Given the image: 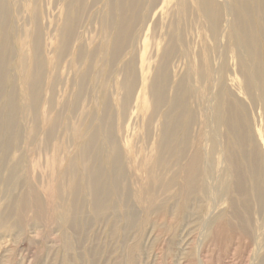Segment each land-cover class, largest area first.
I'll return each mask as SVG.
<instances>
[{
	"label": "bare ground",
	"instance_id": "obj_1",
	"mask_svg": "<svg viewBox=\"0 0 264 264\" xmlns=\"http://www.w3.org/2000/svg\"><path fill=\"white\" fill-rule=\"evenodd\" d=\"M105 1L111 7L102 31L106 42L108 28H112L113 10L112 0ZM187 1L200 14V46L193 48L186 37V0H173L181 11L178 18L167 14L171 0H146L139 18L143 23L153 21L161 34V43L157 46V53H160L157 74L146 101L143 94L139 96V99L142 96L141 106L149 113L147 124L152 129L144 130L143 134L151 146L145 148L152 157L147 176L142 180L125 179L119 164L127 158V148L124 150L117 145L110 127V110H103L98 129L77 146L67 167L69 171L73 167L74 171L80 170L84 187L68 173L56 177L51 185L57 200L55 212L59 215V224L71 230L77 229L79 217H83L84 201L88 203V213L93 221L107 217L109 222V218L118 212L123 223V250L127 253L124 261L127 264H147L150 258L161 257L171 264H193L196 258L197 264H213L211 259L214 258L215 264L219 261L218 250L234 248L240 239L245 241L240 264H264V153L244 119L248 106L240 96L246 97L252 109L258 105L264 113V0ZM7 4L0 2V14L5 13ZM31 20L36 39L45 15L31 12ZM130 27L122 19L114 30V36L107 44L110 61L124 49L127 40L130 41L126 35ZM59 40L62 52L71 50L74 31L68 29ZM29 50L38 54L39 45L33 43ZM175 59L180 64L177 68L184 72L183 77L173 82L172 73L167 69L174 68L172 62ZM230 61L236 65L232 66ZM38 62V58L32 61L33 65ZM236 73L243 77L241 89L234 80ZM36 79L31 72L26 104L32 112H35V104L31 88ZM119 86L118 101L124 123L135 87L134 83H125L123 78ZM47 99L49 108L53 100L51 93ZM74 107V111L79 109L78 100ZM179 108L183 110L175 116ZM16 109L12 94L5 95L4 111L8 123ZM32 128L28 142L33 137ZM96 137L103 141V165L89 163V148ZM45 145L46 138H43L40 146L44 149ZM43 149L35 152L39 170L45 162ZM5 154L1 151L0 159ZM19 170L22 168L16 160L8 169L13 176ZM17 188L18 185L10 193L5 192L10 201H14ZM29 193L35 203H40L31 186ZM130 203L138 206L141 213L130 208ZM18 208L15 206L19 211L15 215L21 217L26 206L21 202ZM15 209L0 212V229L13 218ZM171 215L173 224L165 239L161 234ZM117 218H112L111 233ZM138 221L151 226L148 239L154 247L163 245L162 248H155L149 254L146 247L148 234L144 232L133 244L130 242L134 237L129 239V231ZM160 221L163 229L162 226L155 227ZM16 227L17 222H14L7 229ZM249 256L252 257L250 260Z\"/></svg>",
	"mask_w": 264,
	"mask_h": 264
},
{
	"label": "rangeland",
	"instance_id": "obj_2",
	"mask_svg": "<svg viewBox=\"0 0 264 264\" xmlns=\"http://www.w3.org/2000/svg\"><path fill=\"white\" fill-rule=\"evenodd\" d=\"M4 1L8 4L5 13L0 14V152L5 151L6 154L0 159V212H9L15 206L18 208L21 202L25 204L26 212L20 217V214L15 215L19 208L15 209L13 218L8 220L5 228L0 229V264H127L124 261L127 253L123 250L120 214L117 212L109 218V222L107 217L93 221L88 213V203L84 201L82 206L85 212L83 217H79L77 229H67L58 222L59 215L55 212L57 200L51 185L56 177L68 173L75 182H80V187H84L80 170L74 171L73 167L69 171L67 167L77 146L86 142L88 136L98 129L100 117L106 109L110 110V127L114 131L117 145L124 150L127 148V158L119 164L125 179L142 180L147 176L152 157L145 148L151 146L143 134L144 130L152 129L147 124L149 113L140 101L142 96L146 101L158 71L160 53H157V46L161 43L159 27H155L151 20L143 23V19H139L146 0H112V28H108L106 42L102 31L105 19L110 17L111 7L107 6L105 0H55L53 4L48 0H0ZM171 1L172 6L167 14L178 18L181 16L178 3ZM186 4V37L194 48L200 46L198 37H201L202 23L198 11L187 0ZM31 12L45 15L36 39ZM122 19L125 25H131L126 34L130 41L127 40L122 53L110 61L107 44ZM68 29L74 31V45L71 50L62 52L59 39ZM33 43L39 45L38 54L29 50ZM35 58L41 63L33 65ZM230 63L236 65L234 61ZM172 65L174 68L167 69V72L172 73L175 82L183 77L184 69L177 68L180 64L176 59ZM31 72L37 77L31 88L35 112L30 111L26 104ZM121 78L127 84L134 83L135 87V95L130 100L124 123L118 101ZM234 80L241 89L242 74L236 73ZM10 93L17 109L8 123L4 98ZM49 93L53 100L47 108ZM240 96L248 106L247 118L244 119L248 121L249 130H253L264 153L263 110L258 105L252 109L246 97ZM77 100L80 111L76 114L79 110L74 111ZM182 110L179 108L175 116ZM31 128L34 133L28 142ZM43 138H46L44 149L40 146ZM102 145L103 141L99 137L90 145V165L105 163ZM41 149L45 162L42 170H39L35 152ZM15 160L22 171L19 170L13 176L8 169ZM16 185V197L10 201L5 192L10 193ZM30 186L40 203L32 200V193L28 194ZM83 195L82 192L79 196L81 201ZM130 205V208L141 213L134 203ZM112 218H117L113 233L109 231ZM171 219L172 215L161 234L165 239L170 234L173 224ZM14 222H17V227L7 229ZM161 226L163 229L162 221L155 227ZM150 227L138 221L130 229L129 239L134 237L130 241L133 244L140 233H147L146 247L149 254H152L155 248H162L163 245H151L152 240L148 239ZM244 242L240 239L233 249L218 250L216 255L219 261L215 264H240L244 255ZM151 259L147 264H171L162 257ZM196 260L193 264H197ZM211 261L214 264V258Z\"/></svg>",
	"mask_w": 264,
	"mask_h": 264
}]
</instances>
